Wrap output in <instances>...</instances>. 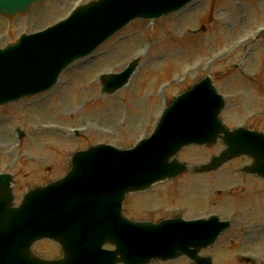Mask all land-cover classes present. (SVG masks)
<instances>
[{
	"label": "rangeland",
	"instance_id": "obj_1",
	"mask_svg": "<svg viewBox=\"0 0 264 264\" xmlns=\"http://www.w3.org/2000/svg\"><path fill=\"white\" fill-rule=\"evenodd\" d=\"M88 1L41 0L26 15L10 22L0 18V48L20 34L45 29ZM197 1L159 21H133L90 58L65 70L51 92L0 108V173L14 177L18 200L27 189L64 176L77 150L99 143L133 147L151 134L171 99L205 76L225 97L220 117L228 129L248 126L264 133V0ZM239 28L245 29L243 35ZM136 58L138 70L129 83L112 95L101 94L98 76L119 73ZM15 129L24 133L22 141ZM222 149L221 143L189 146L178 160L196 166ZM249 163L238 158L213 174L190 172L129 196L124 213L134 221L210 215L230 219L233 226L203 254L214 264H264V181L239 174ZM33 250L46 259L60 256L48 241Z\"/></svg>",
	"mask_w": 264,
	"mask_h": 264
},
{
	"label": "water",
	"instance_id": "obj_2",
	"mask_svg": "<svg viewBox=\"0 0 264 264\" xmlns=\"http://www.w3.org/2000/svg\"><path fill=\"white\" fill-rule=\"evenodd\" d=\"M37 0H0V15L12 18ZM190 0H98L44 33L21 36L0 51V105L50 88L59 72L85 49L93 50L107 34L135 18H158ZM133 67L104 78V92L120 88ZM222 99L207 79L179 96L162 115L148 140L134 150L95 147L77 153L67 176L33 190L20 207L9 208V177H0V264H146L186 255L195 264H210L197 253L212 244L226 224L164 221L160 226L134 224L121 217L126 193L147 188L185 170L171 158L186 144L212 143L221 137L228 150L201 167H218L240 154L254 160L250 172L264 178V135L227 131L218 120ZM223 134V137L219 134ZM40 238L59 242L63 259L46 262L30 253ZM114 251L106 253L102 245ZM119 256V257H118Z\"/></svg>",
	"mask_w": 264,
	"mask_h": 264
},
{
	"label": "bare ground",
	"instance_id": "obj_3",
	"mask_svg": "<svg viewBox=\"0 0 264 264\" xmlns=\"http://www.w3.org/2000/svg\"><path fill=\"white\" fill-rule=\"evenodd\" d=\"M243 34H244V32L242 31V34H241V35H243ZM164 55H165V56H167V54H166V53L162 54V56H164Z\"/></svg>",
	"mask_w": 264,
	"mask_h": 264
}]
</instances>
